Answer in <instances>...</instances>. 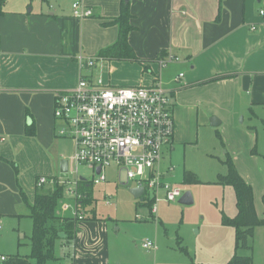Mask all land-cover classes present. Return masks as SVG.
I'll use <instances>...</instances> for the list:
<instances>
[{"label": "crops", "instance_id": "obj_1", "mask_svg": "<svg viewBox=\"0 0 264 264\" xmlns=\"http://www.w3.org/2000/svg\"><path fill=\"white\" fill-rule=\"evenodd\" d=\"M124 2L132 14L129 44L137 60L101 59L100 52L118 40L114 20ZM75 3L93 15L75 17ZM261 11L264 0H0V257L20 256L19 225L32 222L29 206L38 193H51L68 177L61 172L62 162H69L61 145L69 141L58 137L54 118L58 94L76 88L81 77L110 88L159 80L172 92L176 131L161 167L165 181L175 186L169 181L175 167L165 157L197 145L203 125L236 130L243 114L255 118L264 112ZM80 56L95 58V67L82 70ZM170 57L178 62L161 68L158 60ZM180 74L184 77L177 81ZM43 177L56 184L40 186ZM260 195L263 199L264 191ZM66 200L74 204L70 196ZM259 203L254 192L256 211ZM61 207L64 218L72 217ZM64 236L57 245L71 250L66 264H112L108 223L97 213L76 219L72 240ZM182 241L179 252L194 264Z\"/></svg>", "mask_w": 264, "mask_h": 264}, {"label": "rangeland", "instance_id": "obj_2", "mask_svg": "<svg viewBox=\"0 0 264 264\" xmlns=\"http://www.w3.org/2000/svg\"><path fill=\"white\" fill-rule=\"evenodd\" d=\"M61 150L70 158L72 144L63 142ZM229 158L233 159L240 176L251 185L256 198H260L257 211L259 218L264 219L260 195L264 191L262 111L255 118L248 112L240 116L236 130L226 125L210 127L207 123L202 126L197 145L181 146L173 158L165 157V163L170 160L175 167L169 181L181 188L183 194L191 193L193 204L190 206L179 201L169 203L161 192L157 212L153 213L149 207L137 205L129 188L119 184L115 169L106 170L107 182L94 185L93 171L85 165L78 167L80 175L87 179L83 193L91 198L82 212L87 218L97 213L108 223L112 264H192L187 255L179 252V240H183L181 245L188 248L194 264H230L236 254V232L233 227L225 226L222 219L223 215L236 217L238 209L235 189L220 183V176L228 175ZM75 168L73 165L72 171ZM186 172L194 174L198 183L185 182ZM32 223L25 219L19 225L24 236H21L20 256L31 255ZM146 240L157 246L153 254L143 249ZM249 247L239 251V257L251 258V264H264V225L256 227ZM68 249L66 245H57L56 259L48 264L71 263L66 255Z\"/></svg>", "mask_w": 264, "mask_h": 264}, {"label": "built area", "instance_id": "obj_3", "mask_svg": "<svg viewBox=\"0 0 264 264\" xmlns=\"http://www.w3.org/2000/svg\"><path fill=\"white\" fill-rule=\"evenodd\" d=\"M73 11L77 18L93 15L80 3L73 5ZM261 15L264 16V11ZM78 62L84 70L94 68L97 60L80 56ZM172 62H178V58L158 60L161 68ZM183 77L184 74H180L176 80ZM171 95L172 92L159 80L151 86L110 88L101 83L92 84L86 77H81L76 88L56 96L57 135L73 147L69 158L71 170L61 184L74 204L66 202V196L61 203L62 211H70L75 219H84V214L76 208L82 197L78 167L83 165L93 171L94 185L106 182V170L115 169L120 185L129 189L142 188L143 195H149L154 202L153 213L157 212L161 192L169 203L182 198L181 188L165 181L161 167L164 150L171 145L176 131ZM73 165L76 166L74 171ZM71 177L75 179L71 180ZM45 184L55 185L56 182L40 178L39 185ZM142 247L149 252L157 249L150 240L144 241ZM6 260V257H0V262Z\"/></svg>", "mask_w": 264, "mask_h": 264}, {"label": "trees", "instance_id": "obj_4", "mask_svg": "<svg viewBox=\"0 0 264 264\" xmlns=\"http://www.w3.org/2000/svg\"><path fill=\"white\" fill-rule=\"evenodd\" d=\"M131 20L129 4L124 2L120 15L114 20V24L118 26V40L114 45L100 52L101 59L137 60L129 44V34L133 31ZM220 140H222L221 137ZM227 165L228 175L220 176V183L231 185L235 189L238 209L236 217L229 218L223 215L222 219L225 226L233 227L236 232V254L230 264H251V258L239 257L238 253L243 249L251 248L249 242L254 237L256 227L264 225V219H260L257 214L252 187L240 176L232 158L228 159ZM185 180L187 183H198L194 174L190 172L185 173ZM83 187L87 188V186L83 184L80 187L79 192L82 197L76 203L78 208H84L91 200L89 194L83 193ZM65 197L66 189L60 183L55 185L51 193L36 195L33 205L29 206L30 218L33 222L31 255L9 257L0 264H47L56 259V245L63 241L60 234L64 233L67 236L66 241L72 240L75 236L76 219L64 218L60 214V206ZM262 201L264 204V196ZM140 202L152 210L154 202L147 193L140 198ZM182 251L188 253L185 250Z\"/></svg>", "mask_w": 264, "mask_h": 264}, {"label": "water", "instance_id": "obj_5", "mask_svg": "<svg viewBox=\"0 0 264 264\" xmlns=\"http://www.w3.org/2000/svg\"><path fill=\"white\" fill-rule=\"evenodd\" d=\"M213 126H215L214 122H212ZM68 169H69V162L67 160L63 161L61 164V172L62 173H68ZM98 172H100V169H98ZM143 189L142 188H133L130 190V193L132 194V196H134V198L138 199L141 198L143 195ZM180 203L184 204V205H189L193 203V197L191 195L190 192H186L184 193V195L182 196V198L180 199ZM61 238H64V234H60Z\"/></svg>", "mask_w": 264, "mask_h": 264}]
</instances>
